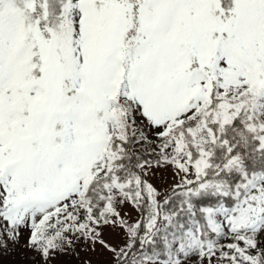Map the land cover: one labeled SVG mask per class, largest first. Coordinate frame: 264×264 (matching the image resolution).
Listing matches in <instances>:
<instances>
[{
	"label": "snow or ice",
	"instance_id": "snow-or-ice-1",
	"mask_svg": "<svg viewBox=\"0 0 264 264\" xmlns=\"http://www.w3.org/2000/svg\"><path fill=\"white\" fill-rule=\"evenodd\" d=\"M0 264H264V0H0Z\"/></svg>",
	"mask_w": 264,
	"mask_h": 264
}]
</instances>
